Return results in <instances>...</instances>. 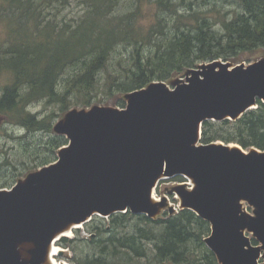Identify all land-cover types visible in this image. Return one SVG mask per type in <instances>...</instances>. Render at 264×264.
Returning <instances> with one entry per match:
<instances>
[{"label": "water", "instance_id": "1", "mask_svg": "<svg viewBox=\"0 0 264 264\" xmlns=\"http://www.w3.org/2000/svg\"><path fill=\"white\" fill-rule=\"evenodd\" d=\"M173 85L132 90L122 108H71L53 125L68 140L56 162L0 188V264H50L52 243L95 215L129 210L154 219L167 197L153 190L175 176L192 188L181 183L170 194L209 222L204 243L218 264H264V151L200 143L204 121L235 120L264 103V56L247 65L203 62Z\"/></svg>", "mask_w": 264, "mask_h": 264}, {"label": "trees", "instance_id": "2", "mask_svg": "<svg viewBox=\"0 0 264 264\" xmlns=\"http://www.w3.org/2000/svg\"><path fill=\"white\" fill-rule=\"evenodd\" d=\"M4 1L27 26L23 38L1 51L0 70L11 78L0 114L29 133H53L29 170L55 161L67 144L52 132L49 118L27 109L34 99L60 104L64 112L89 106L93 93L104 88L116 97L114 106L125 107L121 96L153 81L170 83L199 63H250L264 56V0H80L83 14L70 20L57 18L70 0ZM51 11L53 19L43 14ZM120 46L125 56H118ZM200 142L264 151V103L258 100L235 120L204 121ZM105 219L94 216L84 224L88 239L78 230L59 239L58 245L73 251V264H218L204 243L210 224L189 209L164 211L156 219L127 210Z\"/></svg>", "mask_w": 264, "mask_h": 264}, {"label": "rangeland", "instance_id": "3", "mask_svg": "<svg viewBox=\"0 0 264 264\" xmlns=\"http://www.w3.org/2000/svg\"><path fill=\"white\" fill-rule=\"evenodd\" d=\"M0 56L2 55V50L7 46L8 42L14 41L15 39H21L24 37L26 32L25 22L26 19L22 18V21H19L20 13L15 10L9 4H6L4 0H0ZM44 15H50L53 19V11L45 12ZM83 14V6L80 3V0H70L68 4L60 8L57 18L61 20L62 18L70 20L71 18L77 19ZM153 18L150 14V11L147 10L144 24L149 25L152 22ZM18 33H17V32ZM119 53H122V56H125V48L120 46L118 50ZM117 55V53L115 54ZM245 65L247 62H243ZM11 76L7 71L0 70V98L3 93V87L9 83ZM173 82L176 79L184 78L182 76L172 77ZM173 82H166L167 86L172 88ZM104 88L102 91L96 90L93 94L94 97L91 99L89 106H73V108H88L94 105L99 106H113V101L116 100V97L107 96L104 92ZM120 97V96H119ZM125 99V95L121 96V98ZM27 109L35 114L38 119L49 118L52 124V132L53 125L62 119L66 114V111H61L60 104L48 102L46 98L34 99L30 101L27 105ZM117 107V106H116ZM53 115H55L53 117ZM55 133V132H54ZM52 134H46L44 132L38 133H29L27 130L18 125L15 121L11 120L7 116H3L0 114V188L9 189L10 186L14 185L17 181L23 179L28 173L38 169L39 167H35L33 170H29L28 166H34V164L40 160V157H35L34 154L43 155L45 152H42L44 149L43 144L48 140ZM36 159H35V158ZM22 171V172H21ZM184 179H178L177 177L165 179L159 181L157 184L158 191H154L155 198L159 197H167V203L163 210L154 218H159L162 216L163 212L166 211L167 214H171L180 209L178 199L175 197H171L173 195L170 194L173 187L180 184ZM174 208L173 212H170L169 209ZM243 210L247 213H252L253 208L250 207L246 202H243ZM107 220V218L105 219ZM75 230L79 231L81 237L88 239L89 235L84 229V225L80 228L73 229L71 234L68 236L69 238H73L75 236ZM246 234L252 239L254 236L252 233L247 232ZM255 243H258L255 240ZM58 247V252L55 256L56 260L60 262H65L68 264H73L71 262L72 256L74 253L71 249L61 247L56 244ZM262 261V260H261Z\"/></svg>", "mask_w": 264, "mask_h": 264}, {"label": "bare ground", "instance_id": "4", "mask_svg": "<svg viewBox=\"0 0 264 264\" xmlns=\"http://www.w3.org/2000/svg\"><path fill=\"white\" fill-rule=\"evenodd\" d=\"M81 227V225H74V227H72L71 229H67L64 231V233H62L61 236H69L71 234V231L75 228H79ZM57 240V239H56ZM56 241H54L52 243V245L50 246L49 248V253H48V262L50 264H63L62 262L56 260L55 256L58 252V247L56 246ZM65 264H68V263H65Z\"/></svg>", "mask_w": 264, "mask_h": 264}]
</instances>
